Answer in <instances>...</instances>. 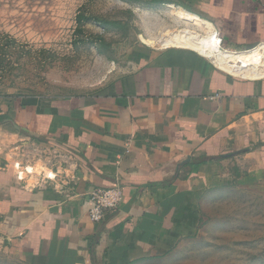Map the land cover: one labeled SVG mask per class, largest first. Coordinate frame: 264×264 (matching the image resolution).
<instances>
[{"label": "crops", "instance_id": "obj_1", "mask_svg": "<svg viewBox=\"0 0 264 264\" xmlns=\"http://www.w3.org/2000/svg\"><path fill=\"white\" fill-rule=\"evenodd\" d=\"M176 1L210 25L219 51L262 53L257 73L149 45L92 93L8 103L0 237L29 264H164L214 189L264 187V0ZM114 186L119 207L90 221V193Z\"/></svg>", "mask_w": 264, "mask_h": 264}, {"label": "rangeland", "instance_id": "obj_2", "mask_svg": "<svg viewBox=\"0 0 264 264\" xmlns=\"http://www.w3.org/2000/svg\"><path fill=\"white\" fill-rule=\"evenodd\" d=\"M175 8L188 11L176 0H0L1 111L21 98L94 92L130 70L156 35L183 27ZM2 127L15 133L9 121ZM200 210L196 234L164 264H264L262 185L214 189ZM0 264L29 262L0 237Z\"/></svg>", "mask_w": 264, "mask_h": 264}, {"label": "bare ground", "instance_id": "obj_3", "mask_svg": "<svg viewBox=\"0 0 264 264\" xmlns=\"http://www.w3.org/2000/svg\"><path fill=\"white\" fill-rule=\"evenodd\" d=\"M173 15L183 27L165 30L152 38L153 44L157 47L191 49L209 58L214 65L231 74L251 76L257 73L255 68L261 65L262 53L258 51L248 53L219 51L214 44V31L210 25L180 8H175Z\"/></svg>", "mask_w": 264, "mask_h": 264}, {"label": "built area", "instance_id": "obj_4", "mask_svg": "<svg viewBox=\"0 0 264 264\" xmlns=\"http://www.w3.org/2000/svg\"><path fill=\"white\" fill-rule=\"evenodd\" d=\"M25 172L31 173V170L26 167ZM122 198L123 191L119 186L92 191L89 195L90 207L87 214L90 221H102L107 212L115 211L119 207Z\"/></svg>", "mask_w": 264, "mask_h": 264}, {"label": "trees", "instance_id": "obj_5", "mask_svg": "<svg viewBox=\"0 0 264 264\" xmlns=\"http://www.w3.org/2000/svg\"><path fill=\"white\" fill-rule=\"evenodd\" d=\"M85 20H88V19H85ZM94 21H98V20H96V19H93ZM99 22V21H98ZM8 120V117H7V115H3V114H1V108H0V126H2L3 125V123L5 122V121H7Z\"/></svg>", "mask_w": 264, "mask_h": 264}, {"label": "water", "instance_id": "obj_6", "mask_svg": "<svg viewBox=\"0 0 264 264\" xmlns=\"http://www.w3.org/2000/svg\"><path fill=\"white\" fill-rule=\"evenodd\" d=\"M11 123H12V121H11Z\"/></svg>", "mask_w": 264, "mask_h": 264}]
</instances>
